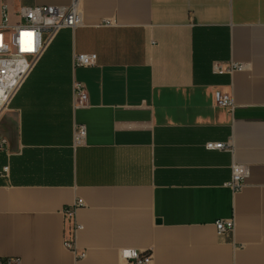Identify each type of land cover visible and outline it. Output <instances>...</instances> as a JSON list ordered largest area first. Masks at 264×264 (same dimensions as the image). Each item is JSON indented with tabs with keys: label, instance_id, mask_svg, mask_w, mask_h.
<instances>
[{
	"label": "crops",
	"instance_id": "1",
	"mask_svg": "<svg viewBox=\"0 0 264 264\" xmlns=\"http://www.w3.org/2000/svg\"><path fill=\"white\" fill-rule=\"evenodd\" d=\"M71 2L0 0V25L3 6L14 26L22 6ZM79 7L82 24L56 35L0 114V258L125 264L120 251L133 249L152 264H264V0ZM78 54L96 65L75 67ZM215 62L246 68L217 74ZM229 142L232 152L206 149ZM233 163L249 169L237 192ZM78 200L74 234L63 212ZM218 220L234 229L218 235Z\"/></svg>",
	"mask_w": 264,
	"mask_h": 264
},
{
	"label": "built area",
	"instance_id": "2",
	"mask_svg": "<svg viewBox=\"0 0 264 264\" xmlns=\"http://www.w3.org/2000/svg\"><path fill=\"white\" fill-rule=\"evenodd\" d=\"M6 7L2 8L3 23L0 25V114L13 94L28 77L34 66L44 53L48 44L63 29H75L82 24V13L79 7V0H72L66 7L61 6H22L17 16L19 23L9 26L7 23ZM109 24V23H107ZM97 63L96 54H78L74 57L75 67H90ZM246 67L241 64H231L224 69L220 63H213V71L217 74L242 71ZM75 105L86 107L88 95L81 83L74 85ZM216 106L234 110V103L230 96L222 92L214 93ZM86 137L84 126H76L74 142L80 145ZM7 145L5 138L0 136V152L4 151ZM208 150H223L232 152V143H207ZM9 173V168H0V178ZM249 176V169L246 165L233 163L231 166V180L227 183L232 191L237 192L243 186V181ZM81 200L64 210L65 219L72 224V231L81 229L75 223V211L82 206ZM218 235H224L234 229L233 220H218L215 223ZM64 246L75 251L74 240H65ZM85 254H81L83 258ZM120 257L125 264H152L153 259L148 252H140L133 249H122ZM0 264H20L16 257L0 258Z\"/></svg>",
	"mask_w": 264,
	"mask_h": 264
}]
</instances>
